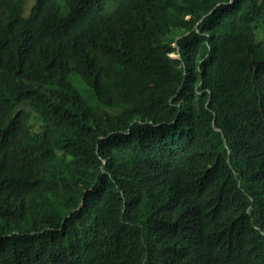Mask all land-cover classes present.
Here are the masks:
<instances>
[{
    "label": "trees",
    "instance_id": "obj_1",
    "mask_svg": "<svg viewBox=\"0 0 264 264\" xmlns=\"http://www.w3.org/2000/svg\"><path fill=\"white\" fill-rule=\"evenodd\" d=\"M25 3L0 0V264H264V0Z\"/></svg>",
    "mask_w": 264,
    "mask_h": 264
},
{
    "label": "bare ground",
    "instance_id": "obj_2",
    "mask_svg": "<svg viewBox=\"0 0 264 264\" xmlns=\"http://www.w3.org/2000/svg\"><path fill=\"white\" fill-rule=\"evenodd\" d=\"M177 52H179V48L177 47ZM179 53H177V55H178ZM84 83H82L81 81H79L78 82V88H80V90H84L85 88H86V86L84 85V86H82ZM61 88V87H60ZM59 89V88H58ZM59 91H60V89H59ZM53 102V101H52ZM51 102V103H52ZM47 103V102H46ZM49 103V102H48ZM21 105H26V106H31V105H29V104H27L26 102H24L23 104H21ZM22 107V106H21ZM45 107V106H44ZM23 109H26V107H22ZM46 109V108H45ZM27 110L30 112V113H32V116L34 117V118H36L37 117V115L35 114V111H34V109H32V108H27ZM4 111H6V110H4ZM27 112V111H26ZM46 114V113H45ZM23 115V114H22ZM51 119V118H50ZM1 123V122H0ZM0 126H2L1 124H0ZM32 126V125H31ZM37 126H39L38 124H37ZM43 127V126H42ZM42 127H40V128H42ZM45 128V127H44ZM0 129H1V127H0ZM31 129H32V127H31ZM38 129V128H37ZM30 130V129H29ZM42 130V129H41ZM40 131V130H39ZM258 218L260 219V220H263L264 219V216H260V215H257V216H255V217H253L252 218V224L254 225V224H256L257 223V221H258ZM210 247H213L212 245L210 246ZM231 249V248H230ZM218 255V253H216V256ZM198 256H199V254H198ZM192 257H194V256H192ZM191 263H193V261L191 262Z\"/></svg>",
    "mask_w": 264,
    "mask_h": 264
},
{
    "label": "rangeland",
    "instance_id": "obj_3",
    "mask_svg": "<svg viewBox=\"0 0 264 264\" xmlns=\"http://www.w3.org/2000/svg\"><path fill=\"white\" fill-rule=\"evenodd\" d=\"M25 6H24V16L26 17L27 15H28V12H29V10H30V8H31V6L34 4V2H35V0H25ZM72 81H74L75 82V84L77 83L76 81H77V77H73L72 78Z\"/></svg>",
    "mask_w": 264,
    "mask_h": 264
}]
</instances>
